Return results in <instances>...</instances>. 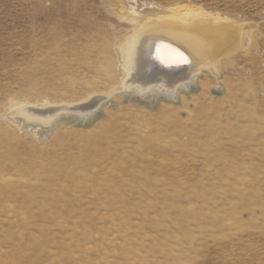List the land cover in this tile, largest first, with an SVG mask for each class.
I'll return each mask as SVG.
<instances>
[{
  "label": "rangeland",
  "instance_id": "1",
  "mask_svg": "<svg viewBox=\"0 0 264 264\" xmlns=\"http://www.w3.org/2000/svg\"><path fill=\"white\" fill-rule=\"evenodd\" d=\"M186 9L243 27L219 77L118 92L126 16ZM0 264H264V0H0Z\"/></svg>",
  "mask_w": 264,
  "mask_h": 264
},
{
  "label": "bare ground",
  "instance_id": "2",
  "mask_svg": "<svg viewBox=\"0 0 264 264\" xmlns=\"http://www.w3.org/2000/svg\"><path fill=\"white\" fill-rule=\"evenodd\" d=\"M136 13H127L125 18L135 31L120 48L123 78L117 91H132L153 101L161 95L176 97L182 88L190 90L204 69L218 78V55L227 53L229 44L243 30L197 9L180 10L178 16L147 21L142 26ZM191 25L196 28L193 32L186 29ZM210 37L215 40L212 47ZM98 102V98H93L81 106L64 105L43 112L25 105L19 111L27 120L50 124L52 118L64 115L89 117Z\"/></svg>",
  "mask_w": 264,
  "mask_h": 264
},
{
  "label": "water",
  "instance_id": "3",
  "mask_svg": "<svg viewBox=\"0 0 264 264\" xmlns=\"http://www.w3.org/2000/svg\"><path fill=\"white\" fill-rule=\"evenodd\" d=\"M173 69H174V67H173Z\"/></svg>",
  "mask_w": 264,
  "mask_h": 264
}]
</instances>
